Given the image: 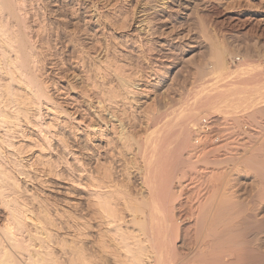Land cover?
Segmentation results:
<instances>
[{
	"label": "bare ground",
	"instance_id": "1",
	"mask_svg": "<svg viewBox=\"0 0 264 264\" xmlns=\"http://www.w3.org/2000/svg\"><path fill=\"white\" fill-rule=\"evenodd\" d=\"M92 1L0 0V264H95L97 259L99 264H107V261L110 264H264V150L252 152L244 157V160L235 156L224 157L225 163L232 165L237 160H243L246 168L254 174V178L244 175L246 177L242 180L243 187H257L254 194L246 196L249 199L240 197L236 199L237 197L225 195L223 185L226 181L224 182L222 178L226 176L223 173L228 174L229 170L228 172L217 170L219 173L216 171L210 179L208 177L212 172L211 174L205 172L204 177L205 174L207 176L209 174L207 178H198L196 162L192 161L194 155L197 157L201 152L206 153V157L209 153L219 151L221 147L226 148L233 144V137L230 142H226L224 135H221L215 142V147L204 152L206 149L202 143L210 139L202 135L201 116L204 114L210 118L219 133L224 130L218 127L224 118L217 117L213 120V117H208L210 113L207 110L211 108L214 110L213 113L216 111L217 114H221L220 111H228L232 101L228 100L232 97V85L227 83L240 77L241 71L247 66L239 68L235 75L231 74V70L230 73H226L227 77L224 74L217 76L218 74L211 73L216 75L215 82L207 86L205 80L207 86L205 88H210L188 108L187 106L184 110L181 108L178 113L180 115L199 111L198 114H191L180 120L174 115L172 122L163 121L162 125H155L159 127L158 135L166 138L176 137L173 145L150 148L145 140L139 144L138 153L147 174V178L144 179L143 196L144 199H149V205L152 206V203L154 207L161 205L162 208L158 209L157 206L154 209L157 216L161 215V218H157L160 222L154 220L155 214L151 213L153 215L151 218L152 216L146 212L148 208L146 201L138 204L139 209L134 208L137 211L132 209L134 212L130 210L132 213L128 214L125 212L126 209L123 208L124 211L123 206L120 207V203L115 201L116 196H112L117 194V191L114 193L111 190L112 195L102 193L100 178L96 176L101 172L93 175L99 166L94 172L90 168L100 165L102 157L99 158L100 152L97 151L101 150L105 153L103 155L110 157L114 154L117 141L114 142L112 138L114 134L110 137L111 134L106 133L102 127L95 126L96 123L94 125L93 121H96L94 118L103 116L101 113L104 111L106 113L116 111L119 107L127 108L129 97L134 93L130 89L133 88L130 84L132 81L126 69L131 64L118 62L119 54L120 56L122 54L118 52L121 50H118L114 38L112 41L108 39L110 41L108 47L104 46L111 60L107 59L103 66L95 64L93 56L101 46V35L104 32L102 33L100 25H96L93 16L100 14L111 24L118 20L125 8L131 6L125 7L123 0L107 9L102 3ZM192 1L167 0L166 4H159L140 12L144 18L139 21L142 24L137 28L140 29L142 36L150 37L154 46L158 47L157 55L164 60L168 61L174 50L184 44V39H189L188 34L183 35L182 30L181 36L178 29L186 20L187 14H183V10H190ZM75 25L78 26V29L77 26L75 28L77 32L70 29ZM130 27L131 25L124 23L123 28ZM168 40L171 42L178 40L177 47L170 46ZM123 41L127 46L129 42ZM188 48L187 51L184 49L187 53L193 52L196 46L191 45ZM211 55L217 66H221L222 52L212 50ZM175 60L165 61L166 66L168 65L165 72L168 74L158 84V90H163L168 84V76L178 73L182 64L191 59ZM202 68L198 71L199 76L204 74ZM77 72H82L81 76L85 78L87 89L80 86L77 89V86L65 82L66 74L71 73L77 77L75 75H80ZM116 81L123 84V93L116 90V85L113 86ZM91 94L101 98L99 101L96 97L98 99L96 101L101 102V106L99 102L97 104L100 108L94 105L95 99L93 101ZM244 107L236 113L234 121L241 125L240 118L245 119V115L251 114L254 119L249 117L250 120H254L259 129L264 128V92L252 96ZM254 113L258 116L252 115ZM221 115L224 116L223 113ZM111 120L110 122H113L116 119ZM220 123L222 125V121ZM115 125L109 127L117 128ZM242 129H248V126L245 125ZM106 131L110 133L111 130ZM246 133L248 134L247 131ZM194 135L195 140L191 143ZM192 144L200 149L196 150ZM221 160L211 162L217 164ZM103 163L100 167H103ZM229 177L231 179L227 180L230 182L235 176ZM102 178L112 181L113 172L105 173L101 180ZM176 180L178 186L174 189ZM113 183L115 182L110 184ZM106 185H103L104 188H107ZM229 185L228 187H231ZM203 186L215 188L218 194L215 192L214 197L206 196L205 201L198 198L195 202L197 209L188 210L191 191ZM176 197H182L181 204L187 207L185 209L187 211L182 209L181 213L178 212L179 218L183 220L182 226L178 225L181 221L176 220L177 213L174 208V203L178 200ZM178 206L179 203L175 207L179 209L181 205ZM159 212L161 214L158 215ZM152 221L161 225L162 231L158 225L153 226ZM134 225L139 227L136 235L138 240L134 242H138L137 245L142 246V249L149 244L151 251L153 250L151 255L145 254L146 258L143 259L137 253L135 254L139 257L128 253L132 245H129V239H132L130 236L138 229L135 228L132 232L131 227ZM154 227L159 228L158 232L155 233ZM157 241H161L162 247ZM156 243L161 255L156 252ZM138 249L140 248L136 247V250ZM136 250L133 251L137 252ZM139 251L142 250H138V253ZM99 252L104 258L98 257L101 255Z\"/></svg>",
	"mask_w": 264,
	"mask_h": 264
},
{
	"label": "rangeland",
	"instance_id": "2",
	"mask_svg": "<svg viewBox=\"0 0 264 264\" xmlns=\"http://www.w3.org/2000/svg\"><path fill=\"white\" fill-rule=\"evenodd\" d=\"M90 1H92V0H90ZM122 1L123 0H100V1L99 0H93L92 2H95V3L97 2V4L102 3L103 6L108 9V8H111L113 6L118 5ZM124 1H125V7H127L129 5L131 7L125 8L124 9L125 11L123 10V12H122L123 14H121L120 17L118 18V20L114 21V23H111V24H110V22L108 23V20L106 18H104L103 16L101 17L100 14H95V16H93V20L95 21L96 25L97 26L100 25L99 27L102 28L101 29L102 33L104 32L103 35H101V42H102L100 44L101 46L99 47L98 52L96 54H94V56H93L95 64L97 66L98 65L103 66L107 63L106 62L107 59H108L107 61L111 60V58L106 53L107 52L106 47H108V42L112 41L114 38L115 39L114 42L117 41L116 43L118 45V50H121L118 52H121V54L123 55V56L122 55L120 56V54H119V58L117 59L118 62L124 63V64L127 62H130L129 64H131L130 67H128V68L126 67V69H127V74L130 76V80L132 81L130 84H132L131 87H133V88H130V89L134 93L129 97L130 105L128 103V105H126L127 108L119 107V109H116V111H113V110L109 111V112L106 111V113L104 111L101 113L103 116L100 115L102 118L96 117V118H94V119H96V121L95 122L93 121L94 125L96 123L95 126L98 125V127H102L103 130L105 129L104 131L106 133H108L109 135L111 134L110 137L114 134L112 136V138H114V142H115V140L117 141V142H115L114 154H112L110 156L111 158L107 155L106 156L103 155L105 153L103 151L99 150V151H97V153L100 152L99 158L102 157L100 159L101 162L99 161L100 165H97L96 167L90 168L94 172L98 166L100 167L102 165L101 164V163H103L102 161H104V163H103L104 168L98 167V171H95L93 173V175L94 174L96 175V172H98V174H99V172H101L104 176L105 173H108V172L112 173L113 172V179L114 180L112 179V181H108V180L106 181L103 178H102V180L107 184L109 182L112 183L114 181L115 183L112 184L114 187L110 183H109V185L102 183L103 181L101 180V177H103V176H101L102 175L101 173H100V175H96L97 177L99 176L98 179L100 178L99 181H101L100 186H101L102 193L105 195L106 194L112 195L113 192L116 193V191H117V194H113L112 196H114V197L116 196L115 198H117V199L115 201L120 203V207L123 206L122 209L123 208L126 209V211L124 209L123 210L125 212H128V214H131L132 212L130 210L134 209L135 207H136V209H139L138 204L146 201L148 204V206H147L148 208L147 207L146 208L151 211V212L150 211L148 212V210L146 209V212L150 215V217L152 216L151 218H153V215H151V213L155 214L156 217L154 216L155 217L154 220L157 223L160 222V219H157V218H161V215H160V217L157 216V212L154 209H156L157 206L159 209V207H161V205L158 204L155 206L156 207L155 208L153 206V203H152V206H151V204L149 205V203H150L149 199H144L145 196H143V195H145V191H144L145 180L144 179L147 178L146 177L147 174H146V170L143 169V168H145V166H144V164H142L143 161L140 158L139 153H138L139 144L143 140H145L146 145L150 148H161V147L165 148V147L173 145V141H175L176 137L166 138L162 135H158L159 132L157 130L159 127H156V126L162 125L163 121L166 123L172 122L174 120L173 119L174 115H175V118L177 116L178 120H180L181 118L186 119L187 117L191 116V114H195V113L198 114L199 111H196L193 113L185 112V113L178 115V113L182 109L183 110L186 109L185 108L186 106L188 108L191 105V103L193 104L199 98V96L200 97L203 96V94L210 88V87H208L206 89L205 87H207L208 85L210 86V83L215 82V80H216L215 77L217 74H218L217 76H221V74H224L227 77L226 73H228V72L230 73V71L232 70L231 74L235 75L236 73L239 72L241 67L245 68L247 66L244 70H242L244 72L241 71V73L239 75L240 77L234 78V80H232V82L229 81L227 83V85H232V87H231L232 97L230 99H228V100H232V101L230 102L231 105H230L228 111L227 110L220 111L221 114L222 113L224 114V116L221 115L220 113H218L219 114L218 115L216 111H215L216 114L213 113L214 110H211V108H208V110H207L210 113V114H208V117H213L212 118L213 120L217 119V117L224 118V120H221L222 125H221V123H220L221 121H220L218 127L224 128L222 135H224L226 142H230L232 140L231 138L232 137L234 138L233 144L228 145L226 148L221 147V149H219V151H215V153H209L210 155L207 154L206 157H205L206 153L201 154L202 153L201 152L199 154L200 156L199 155L197 156L199 158L195 157L196 155H194V157L192 158V161L196 162L195 166L196 165L197 166L195 167V170H196V173L198 175L197 176L198 178H202V177L207 178L209 176V174H211L210 172H212L211 176L208 177L210 179V177L214 176V173H216L217 170L219 172H222V171L228 172V170H229L233 174L230 172L229 173L231 175L229 173H228L229 175L227 173L226 174L223 173L224 175H226L228 177L223 176V178H222V179H224V182L226 181L225 183L223 182L224 183V185H223L224 191L223 192L225 193V195L233 197V198L237 197L236 199H239V197H240V199L241 198L242 199H249L248 197H250L252 194H254L256 192L257 187L256 186H249V187L244 186L243 187L242 180L244 177L248 176V177L252 178V176H253V178H254V174L252 173V171H250V170H248V168H246V165H244L243 160H244V157H246L249 154H252V152L258 153V152H262L264 150V131H263L264 128L260 127V129H261L260 130L259 126L257 127L256 122L254 123L253 122L254 120H250L249 117H252V119H254L253 116H251V114L245 115L244 116L245 119H242L243 117L240 118L239 123L241 125H238L236 123V120L234 121V116L236 115V113H238L239 109L241 110V109L245 108L244 106L247 105L248 101L250 100V98L252 96H257L258 93L264 92V82H263L264 81V0H193L192 4H191L192 8L190 7L191 9L188 11L183 10V14H187L185 17L186 20H184L183 23H181V25L183 26V27L181 26L182 29L181 28L178 29V32H180L181 30H182V32H184L183 35L186 36L188 34L187 36H189L188 37L189 39L188 40L184 39V41L186 43L184 42V44L181 46L182 48L180 47V48L175 49L174 53H172V55L168 61L172 62L175 59H176L175 61H180V60L183 61V59H191V60L182 64L183 66L181 67V69L179 70L178 73H176L175 75L173 73L172 75L168 76V78H167L168 84L163 90H158L157 86L161 82L163 77H165V78L167 77L168 72L166 73L165 71H167L166 69H167L168 65L166 66V64H167L166 62H168V61L164 60L163 57H160L157 55L156 50L158 49V47L156 45L154 46V43L150 39V37L147 38V37L142 36L140 31H139L140 29L137 27H139L142 24V23H139V21L144 18L141 16L142 15V13H140L141 10H145V9L149 10L150 8H154V7L158 6L159 4L160 5L163 3L166 4L167 0H134V1L133 0H124ZM114 3H115V5H114ZM124 18H126V19H124ZM124 23L131 25L130 29L129 28H123ZM121 25H123V26H121ZM76 26L77 25L71 26L70 29L73 31L76 28ZM77 29H78V26H77ZM131 29L133 32L131 31ZM75 31L77 32L78 30L75 29ZM182 32H180L181 36H183ZM128 33H129V35H128ZM120 40H122V41L120 42ZM123 40L127 41V43L129 42L131 45L128 43L129 45L127 44V46H125L126 43ZM177 42H178V40H175V41L172 40V42L169 41V44H170V46L174 47V46H176V44L178 45ZM172 43L174 45H172ZM191 45L196 46V49L193 52L187 53L186 51L189 49L188 47ZM104 46H106V47L104 48ZM151 46H153L155 49L152 48ZM153 49L155 51H153ZM184 49H186V51ZM212 50L213 51L219 50L222 52V61H223L222 65L223 66L222 65L217 66L215 59L211 55ZM125 53H126V55H124ZM194 55H196V56H194ZM107 56H108V58H107ZM238 56L241 57L242 60L240 62L234 64L233 60ZM121 57H123V59ZM127 58H128V61H127ZM70 59L72 61L74 60V58H70ZM125 60H126V62H123ZM247 61H248V63H247ZM104 62H105V64H104ZM160 63H162V65ZM160 65H161V67H160ZM207 66H208V68H207ZM253 67H254V69H253ZM200 68L204 69L203 76L198 75V71L200 70ZM206 70H208V71H206ZM257 70L259 72H257ZM156 71L159 73H157ZM218 71L221 72L220 75H219ZM261 71H263V73ZM164 72H165V74H164ZM211 73L212 74L216 73V75L215 74L212 75ZM242 73H244V74H242ZM77 74H80L79 76L75 75L78 78L74 77V74L73 75L71 73H68V75L66 74L64 80L65 79H67V80H65V82H67L69 84H73V85H75V87L77 86L76 87L77 89H79L78 88L79 86H80V88L82 87L84 89V87H86L85 89H87V86H86L87 83L84 80L85 78L83 76H81V75H83L82 72H77ZM158 74H159V76H158ZM160 74H162V75H160ZM208 74H210L211 76ZM250 74H252V75H250ZM258 74H259V76H258ZM206 77L207 78L212 77V79L208 78L209 79L208 80V79H206ZM213 78H215V79L213 80ZM260 78L262 81L260 80ZM205 80H206L207 84L204 83ZM79 81H81L82 83ZM209 81H211V82H209ZM196 83H197V85H196ZM202 85H203V87H202ZM113 86H115L117 88V89L116 88L115 89L120 91L121 93L124 92L123 84L121 82L116 81ZM118 87L120 90L118 89ZM145 88H148V89H145ZM83 89H80V90H83ZM202 90H203V92H202ZM196 93H197V95H196ZM193 96H194V98H193ZM91 97H92L93 101H94V99H95V101L98 99H99V101H101L100 100L101 98L97 95H96V97H98V99H96L94 94H91ZM189 97H191V98H189ZM95 101H94V105L98 106V108H100L101 102H99V101L95 102ZM98 102H99L100 106L97 105ZM184 104H185V106H184ZM134 107H135V109H134ZM125 109H126V112H125ZM113 113H114V115H113ZM109 115H111L112 118ZM252 115H255V113ZM203 116H204V114L201 116V118L205 117V116L204 117ZM256 116H258V115H255V117ZM109 118H111V119L114 118L117 121L114 120L113 122H110L112 120ZM166 118L167 119L169 118V119L166 120ZM106 123H107V126H106ZM111 123H113L114 125L116 124L115 126H117V128L113 127L114 129H111L112 128L111 126H114ZM245 125L248 126V129L243 130L242 128ZM109 129L111 130L110 133H109V131H106ZM147 129H148V131H147ZM199 129L200 128L198 127L197 128L198 133H199ZM112 130L115 132L113 133ZM116 131H117V133H116ZM246 131L248 132V134L246 133ZM252 134H253V136H251ZM192 137L193 138H191V143L194 142L195 135ZM208 138L210 139V137H208ZM215 144L216 143H214L212 139L210 141L205 140L202 143L204 149H206V151H204V152L211 151V149L213 147H215ZM192 145H194V144H192ZM194 146L196 147V150L200 149L196 145H194ZM197 148H199V149H197ZM92 149H93V145H92ZM253 150H255V151H253ZM115 153H116V155H115ZM225 156L226 157L227 156L228 157L229 156H235V157H237V158L239 157V159H243V160L242 161L237 160L238 163L235 162V164L232 165V163L231 164L228 162L225 163L226 162L225 161L226 158H224ZM103 157H106L109 160H106V158L103 159ZM113 158H115V160L117 161L116 164H115L116 161ZM205 158L207 159V161H205L206 160ZM213 158H215V159H213ZM218 158L220 160L221 159H224V160H221L220 161L221 163L220 162L217 163L218 165L212 164L211 161L212 160H218L219 161ZM110 160H112L113 162ZM108 161H110V162H108ZM111 162H112V164H111ZM85 163L86 162H84V164ZM89 166H91V165H89ZM89 166H87V167L89 168ZM102 168H103V170H102ZM99 169L101 171H99ZM111 169H113L114 171ZM231 169H233V171H231ZM205 172H207L209 174H208V176H207V174H205V177H204ZM114 173H116V174H114ZM201 174H203V175H201ZM216 175L217 174H215V176ZM244 175H246V176H244ZM96 176H94V177H96ZM229 176H231V177L235 176V177H232L233 182L231 180H230V182L228 181L230 178ZM115 177H117V178H115ZM237 177L240 179H238ZM237 180H238V182H237ZM229 183H231V184L233 183L232 184L233 186L229 185ZM101 184H103L104 186L106 185L107 188L105 187L106 188L105 189L104 186ZM225 184H227V185H225ZM235 184H236V186H235ZM228 185L231 187H228ZM109 186H111L113 188H111V187L109 188ZM176 186H178V180L174 181V189L177 188ZM242 188H244V189H242ZM246 188L248 190H246ZM229 189H230V191H229ZM106 190L109 192L105 193ZM111 190H113V192ZM196 190L197 189H195L194 191H191L190 195H192V196L189 195L191 198L188 199L187 207H188V210H190V211L197 209L196 208L197 205L195 204V202L198 198L205 201L206 199H204V198H206V196L212 197V195H213V197H214L215 192L218 194V192L216 191L215 188L210 189L209 187H206V186L199 187L197 192H196ZM192 192H193V194H192ZM118 193H120V194H118ZM194 194L197 195V198H196V195H194ZM176 195H178V194H176ZM203 195H205V196H203ZM246 196H248V197H246ZM194 197H195V199H194ZM176 198L178 199V200L176 199L177 201H175V203H174L175 212L177 213L176 220L179 219L181 222L178 225L182 226L183 220H181V218H179V213H181L182 209L185 210L187 207H184L181 204L183 201L182 197L181 198L176 197ZM120 199H121V201H119ZM192 199H194L193 202H192ZM122 201H124V202H122ZM148 201H149V203H148ZM178 201H180V202H178ZM122 203L123 204L126 203V204L123 205ZM178 203H179V206L181 205L179 208L181 210L176 208ZM128 208H129V210H128ZM135 211H137V210H135ZM185 211H187V210H185ZM159 214H161V212H159L158 215ZM155 221H152V225L153 226L156 225V227L158 225V227H160L161 225L153 223ZM156 227H154L155 233L159 229V228L157 229ZM135 228H138V229L136 230ZM134 229H135V232H134ZM131 230H132V232L135 233V234L133 233V235L135 237L133 235L130 236V238H132V239H129V245L130 244H132V245L128 249L129 250L128 253L131 252L130 255H133V256L139 254L140 258H142V259L146 258L144 256L145 254H146V256L151 255V252H153V250L151 251V247L149 244L146 245V248H148L147 250L145 247H143V249H145L144 251H147V252L149 251L148 253H146L143 251L142 246L140 247V245H137V244H139L138 242H134V241L138 240L136 238V235L138 234L137 232L139 230V227H136V225H134L133 227H131ZM159 230L162 231V228ZM157 243H159V245L161 246V241L160 242L157 241ZM157 243H156L155 248L158 245ZM134 244H136V246ZM132 247L133 248L135 247L134 248L135 250H136V247H139L140 249H138V250H142L143 252L139 251V253H138V250H136L137 252H135V251H133L134 249ZM158 247L156 248V252L160 253L159 252L160 249H158ZM161 251L163 252L164 249L163 250L161 249ZM99 253H101V252H99ZM135 253H137V254H135ZM102 255L103 254L101 253V255L99 254L98 257H100V259L104 258V257H102ZM142 255H143V257H141ZM158 255H161V253ZM137 257H139V256L137 255ZM162 258H163V255H162ZM97 260H99V259H97ZM97 260L95 261L97 263L94 262L95 264L100 263ZM108 262L109 261H107V264H110V262L109 263Z\"/></svg>",
	"mask_w": 264,
	"mask_h": 264
},
{
	"label": "built area",
	"instance_id": "3",
	"mask_svg": "<svg viewBox=\"0 0 264 264\" xmlns=\"http://www.w3.org/2000/svg\"><path fill=\"white\" fill-rule=\"evenodd\" d=\"M241 60V57L238 56L233 60V63H238ZM201 126L202 135L210 137V140L212 139L214 143L223 134V131L219 133L218 128L215 127L214 122L210 118L204 117L201 121Z\"/></svg>",
	"mask_w": 264,
	"mask_h": 264
}]
</instances>
